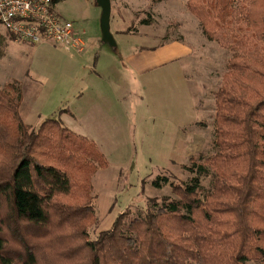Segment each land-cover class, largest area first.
Returning a JSON list of instances; mask_svg holds the SVG:
<instances>
[{"label": "trees", "instance_id": "16d2710c", "mask_svg": "<svg viewBox=\"0 0 264 264\" xmlns=\"http://www.w3.org/2000/svg\"><path fill=\"white\" fill-rule=\"evenodd\" d=\"M186 8L231 52L214 92V151L190 158L187 182L151 180L175 197H150L152 207L134 217L119 212L91 239L90 179L104 155L60 118L30 130L19 114V81L7 83L0 264H264V0H187Z\"/></svg>", "mask_w": 264, "mask_h": 264}, {"label": "rangeland", "instance_id": "374dc122", "mask_svg": "<svg viewBox=\"0 0 264 264\" xmlns=\"http://www.w3.org/2000/svg\"><path fill=\"white\" fill-rule=\"evenodd\" d=\"M186 2L110 0L111 47L101 41L94 0H60L56 10L84 32L82 52L12 41L0 25V89L19 81L22 121L35 130L45 118H60L104 155L90 179L91 239L119 212L134 217L152 207L150 197H175L169 185L155 188L151 180L187 182L190 158L214 151V92L231 52L202 33ZM157 43L168 45L144 49ZM177 53L175 61L156 63Z\"/></svg>", "mask_w": 264, "mask_h": 264}, {"label": "built area", "instance_id": "2783aa9c", "mask_svg": "<svg viewBox=\"0 0 264 264\" xmlns=\"http://www.w3.org/2000/svg\"><path fill=\"white\" fill-rule=\"evenodd\" d=\"M57 0H0V25L12 41L50 43L82 52L83 31L56 10Z\"/></svg>", "mask_w": 264, "mask_h": 264}, {"label": "water", "instance_id": "95a60500", "mask_svg": "<svg viewBox=\"0 0 264 264\" xmlns=\"http://www.w3.org/2000/svg\"><path fill=\"white\" fill-rule=\"evenodd\" d=\"M94 4L100 8L99 28L101 41L115 47L113 35L110 31V0H94Z\"/></svg>", "mask_w": 264, "mask_h": 264}, {"label": "crops", "instance_id": "0c3cea01", "mask_svg": "<svg viewBox=\"0 0 264 264\" xmlns=\"http://www.w3.org/2000/svg\"><path fill=\"white\" fill-rule=\"evenodd\" d=\"M8 37V36H7ZM167 45H168V43H164V44H155V45H151V46H144V49H149V50H153V49H155L156 47H167ZM86 46V45H85ZM184 53V52H183ZM180 55L181 54H179V53H177V54H171L170 55V57H167V58H164L163 60H160V61H158V62H156L157 64H161V65H163L165 62H166V60H169V61H175V60H177V59H179L180 58ZM162 61V62H161Z\"/></svg>", "mask_w": 264, "mask_h": 264}]
</instances>
